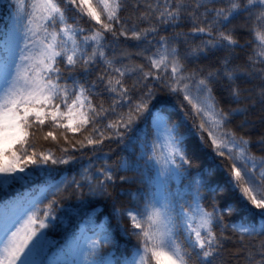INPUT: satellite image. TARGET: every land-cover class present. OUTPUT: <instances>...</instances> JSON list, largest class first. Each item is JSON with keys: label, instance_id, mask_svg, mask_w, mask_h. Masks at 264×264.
Returning <instances> with one entry per match:
<instances>
[{"label": "snow or ice", "instance_id": "6c2138e0", "mask_svg": "<svg viewBox=\"0 0 264 264\" xmlns=\"http://www.w3.org/2000/svg\"><path fill=\"white\" fill-rule=\"evenodd\" d=\"M254 147L264 0H0V264H264Z\"/></svg>", "mask_w": 264, "mask_h": 264}, {"label": "trees", "instance_id": "16d2710c", "mask_svg": "<svg viewBox=\"0 0 264 264\" xmlns=\"http://www.w3.org/2000/svg\"><path fill=\"white\" fill-rule=\"evenodd\" d=\"M70 14H73V13H70ZM81 23L82 24H85V26H86V22L85 21H81ZM69 135H70V138H71V134H69ZM76 138L79 139L80 137H76ZM39 146L42 147V148H49V147H51V148H54V149L56 147L54 144H51V143H40ZM112 147H115V145H112ZM105 150H107V149H105ZM253 152L257 156H260V155L264 154V153L259 152L255 147L253 148ZM12 190L14 191V188ZM233 199L234 198L231 195H229V196L225 197L224 202L225 203L231 202ZM241 216H243V212H238V214L233 217V220H239L241 218ZM50 236H52L53 239H57V238H59L60 233L59 232H57V233H50Z\"/></svg>", "mask_w": 264, "mask_h": 264}]
</instances>
